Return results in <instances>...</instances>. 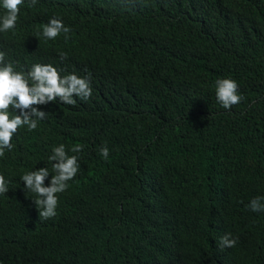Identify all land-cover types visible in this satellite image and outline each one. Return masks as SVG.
<instances>
[{
  "label": "trees",
  "instance_id": "16d2710c",
  "mask_svg": "<svg viewBox=\"0 0 264 264\" xmlns=\"http://www.w3.org/2000/svg\"><path fill=\"white\" fill-rule=\"evenodd\" d=\"M29 3L0 32L6 61L90 77L93 93L36 106L46 118L0 157V264H264V211L248 207L264 197V0ZM53 17L70 33L44 38ZM222 78L243 97L231 109ZM60 144L80 168L44 219L21 177L51 171Z\"/></svg>",
  "mask_w": 264,
  "mask_h": 264
},
{
  "label": "clouds",
  "instance_id": "9594fccd",
  "mask_svg": "<svg viewBox=\"0 0 264 264\" xmlns=\"http://www.w3.org/2000/svg\"><path fill=\"white\" fill-rule=\"evenodd\" d=\"M38 0H30L29 6H35ZM24 0H2V8L5 10L0 16V32L15 29L20 12L19 6ZM71 29L66 27L63 21L53 17L44 24L41 35L49 40L55 39L61 33L68 34ZM67 39V35L65 36ZM6 53L0 51V157L6 151L12 150V138L18 129L26 126L29 131L35 130L38 122L46 118L47 113L36 106L55 102L57 99L63 104L75 105L79 97L88 100L93 93L90 77H80L75 73L61 76V70L52 64H33L27 71H16L13 62L6 61ZM61 60L67 58L66 53H60ZM238 83L234 79L222 78L215 81V95L217 101L224 109L241 102L243 97L238 94ZM19 110V114L15 111ZM53 154L49 157L51 171L48 167L25 172L21 177L24 187L36 194L33 203L40 209L39 216L48 219L56 215L58 195L69 187L68 181L77 175L80 165L78 157L68 155L65 145L60 144L53 148ZM76 153L82 151V146L71 148ZM100 154L107 159L109 149L104 146ZM48 180L47 186L45 181ZM9 191L8 183L3 175H0V194ZM248 207L253 212L264 211V197L253 198ZM231 234H225L220 238L223 247H234L237 243Z\"/></svg>",
  "mask_w": 264,
  "mask_h": 264
}]
</instances>
